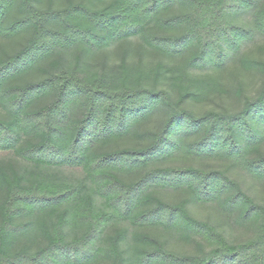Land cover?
<instances>
[{
    "label": "trees",
    "instance_id": "trees-1",
    "mask_svg": "<svg viewBox=\"0 0 264 264\" xmlns=\"http://www.w3.org/2000/svg\"><path fill=\"white\" fill-rule=\"evenodd\" d=\"M0 264H264V0H0Z\"/></svg>",
    "mask_w": 264,
    "mask_h": 264
},
{
    "label": "rangeland",
    "instance_id": "rangeland-1",
    "mask_svg": "<svg viewBox=\"0 0 264 264\" xmlns=\"http://www.w3.org/2000/svg\"><path fill=\"white\" fill-rule=\"evenodd\" d=\"M7 153H9L8 150H0V155H4V154H7Z\"/></svg>",
    "mask_w": 264,
    "mask_h": 264
}]
</instances>
